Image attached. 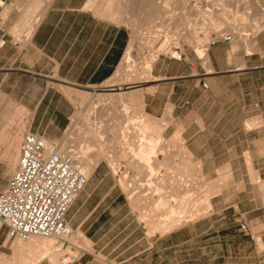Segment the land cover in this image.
Wrapping results in <instances>:
<instances>
[{"label":"crops","instance_id":"obj_1","mask_svg":"<svg viewBox=\"0 0 264 264\" xmlns=\"http://www.w3.org/2000/svg\"><path fill=\"white\" fill-rule=\"evenodd\" d=\"M186 1L179 2L182 9ZM237 2V7L245 10L260 7V0L246 4ZM151 3L156 7L155 1ZM39 5L40 1L35 6ZM6 6L0 16L8 19L21 5L19 0H11ZM144 6L147 10L149 1ZM205 9L203 22L208 20V9ZM122 14L127 11L118 10L115 0H49L39 22L23 41L11 38L9 30L12 31L14 25L0 17V39L5 40L0 47V191L8 184L18 162L21 136L37 133L54 145L69 124L74 111V94L81 102L88 95V92L75 90L128 80L124 75L133 67L129 52L131 33L125 25L113 21H118ZM145 14L147 20L155 18L150 13ZM153 14L157 17L156 12ZM251 16L249 29L257 31L248 44L233 40L227 33L221 35H230L229 42L219 39L220 35L209 43L207 36L198 39L186 34L190 30L185 16L164 19L162 24L171 22L176 30L185 28L180 38L196 48L186 50L184 55L192 62L194 74L184 61L157 55L169 49V43L164 41L156 53L149 52L141 59L138 69H131L133 80L143 75L150 77L146 82L151 84L142 91L122 94L140 100L143 115L171 129L168 138L179 133L191 156L201 164H205L202 160H219L218 164L210 165L213 171L206 173L225 169L233 179L248 175L247 159L259 176L264 175V24H260L258 13ZM242 17L246 19L245 15ZM135 22L133 20L134 26ZM256 23L259 26L254 28ZM166 29L168 27L163 28ZM159 33L145 27L136 37L150 48ZM164 33L168 36L167 31ZM247 46L255 50L249 52ZM20 110L24 113L23 130ZM92 110L94 108L88 110V115ZM127 126L137 124L132 122ZM90 133L88 128L81 127L75 134L78 137ZM141 134L137 135L140 140H133L135 135H129L128 141L142 143ZM177 140L174 137V141ZM83 169L78 170L90 174L91 171L83 172ZM176 172L171 170L172 174ZM224 183L219 199H210L211 214L155 235L143 232L135 243L123 244V247H120L121 242L117 243L109 252L106 251L108 244L99 242L100 246L94 251L103 259L87 253L73 264H264L262 184L245 183L240 190L233 183ZM87 184L76 196L68 215ZM189 217L186 220L194 219ZM176 218L173 216L170 222L179 223ZM241 224L246 226V231L240 229ZM104 237L85 236L93 240L94 246ZM129 238L131 233L123 239ZM3 247L0 234V258L10 257L12 252L5 254ZM21 260L25 261L14 255L9 259L10 264H19Z\"/></svg>","mask_w":264,"mask_h":264},{"label":"rangeland","instance_id":"obj_2","mask_svg":"<svg viewBox=\"0 0 264 264\" xmlns=\"http://www.w3.org/2000/svg\"><path fill=\"white\" fill-rule=\"evenodd\" d=\"M38 1L40 5L36 7ZM48 1L19 0L21 6L16 8L12 16L8 19L0 16L2 20H8L14 25V29L9 30V35L14 41H23L29 36L30 31L39 22ZM146 1H149L147 10L144 9ZM151 1H155L156 7ZM180 1L115 0L118 10L127 11V14H122L118 21L111 20L125 25L131 33L129 52L133 69H138L141 59L149 55V52L156 53L157 48L164 41L169 43V49L157 55H170L174 48H178L184 55L188 49L196 50L194 46L180 38L179 35L185 32V28L176 30L171 22L162 24L164 19L167 20L175 15L185 16V24L189 26L191 32L186 34L195 35L198 39L207 36L209 43L222 33H227L233 40H242L248 44L257 31L249 29L251 15L258 13L260 24H264V0H260L258 9L246 10L237 7V0H187L183 9L179 6ZM227 4L230 8L226 7ZM205 8L208 9L206 14L208 20L203 22ZM145 10V13H150L155 18L147 20ZM162 11L166 12L165 16ZM153 12H156L157 17ZM242 15H245L246 19H243ZM133 20H136L135 26ZM214 21L219 24L215 25ZM257 26L259 25L256 23L254 28ZM145 27L160 32L150 48L141 44L136 37V34ZM164 27L168 29L164 31ZM220 28L225 30H219ZM166 31L168 36L164 33ZM233 31L235 34H232ZM246 49L249 52L255 50L251 46H247ZM132 68L125 72L127 81L115 83L108 81L97 88H80L74 91L88 92V95L81 102L73 93L74 111L69 124L62 137L54 142L67 147L66 151H63L61 147L63 153L83 157L84 167H77V170L83 167V172L91 171L90 174H83L78 170L87 178L88 184L70 215L67 213L66 216L73 234L68 242L43 238H34L30 242H25L19 239H8L5 229L0 228L4 253L12 252V255L25 259L19 264H73L76 259L87 253L95 254L97 258L103 259L94 251L100 243L103 245V242H106L108 244L106 251L109 252L117 243H122L120 247H123V244L135 243L138 241L136 237H140L143 232H147L149 236L155 235L156 232L177 229L189 221L211 214L213 208L210 199L213 197H216L215 200L219 199L218 195L222 193L221 187L224 182L233 183L240 190L244 189L245 183L260 182L263 188L260 192L264 194V175L259 176L258 172L253 170L250 160H245L248 175L235 176L233 179V176L226 173L225 169H219L217 173H206L213 171L210 165L218 164L219 160H202L205 164H201L200 160L191 156L181 141L179 133H176L173 138H168L171 129H167L155 120L152 122L143 115L140 100L123 97V92L142 91L146 85L151 84L146 82L150 80V77L145 78L143 75L133 80L135 77H130L134 75ZM96 90L99 91L94 93ZM108 100L111 102L109 105ZM90 108L94 110L88 115ZM23 117L24 113L20 110L22 130L25 122ZM132 122L137 126L129 128L127 125ZM81 127L88 128L90 135L80 134L77 137L76 130L79 131ZM141 132L142 143L128 141L131 139L129 135H135L133 140H140L137 135ZM67 136L69 137L65 141ZM174 137L178 139V142L174 141ZM22 138L23 136L21 140ZM88 139L94 141H84ZM114 139L120 141L115 142ZM156 139L162 142H157ZM171 170L177 172L172 174ZM184 204L188 207L186 208ZM173 216L174 219L178 217L180 222L171 223ZM189 216L194 219L186 220L191 218ZM130 233L131 238L123 239ZM86 235L95 237L104 235L105 237L97 240L98 245L94 246L93 240L86 239ZM11 256L1 257L0 262L10 264ZM64 259H67V262L61 263Z\"/></svg>","mask_w":264,"mask_h":264},{"label":"built area","instance_id":"obj_3","mask_svg":"<svg viewBox=\"0 0 264 264\" xmlns=\"http://www.w3.org/2000/svg\"><path fill=\"white\" fill-rule=\"evenodd\" d=\"M9 1L0 0V12ZM219 39L229 42L231 36L221 35ZM4 44L5 40L0 39V47ZM173 50L169 57L184 61L194 74L192 62L178 48ZM86 182L58 144L50 148L44 136L26 133L14 172L0 191V228L5 229L8 239L42 237L68 242L72 230L66 216ZM240 229L247 230L244 224Z\"/></svg>","mask_w":264,"mask_h":264},{"label":"bare ground","instance_id":"obj_4","mask_svg":"<svg viewBox=\"0 0 264 264\" xmlns=\"http://www.w3.org/2000/svg\"><path fill=\"white\" fill-rule=\"evenodd\" d=\"M11 1V0H10ZM9 1V2H10ZM252 1H254V0H239V2L240 3H242V4H246V3H251ZM8 2V3H9ZM7 3V4H8ZM6 4V5H7ZM5 5V6H6ZM3 10V9H2ZM1 10V11H2ZM205 39H206V37H205ZM203 40V39H202ZM173 52V51H172ZM171 52V53H172ZM170 53V54H171ZM202 54V53H201ZM88 132V131H87ZM70 136V135H69ZM72 136V135H71ZM47 145H48V147H52V146H54V145H51L50 143H48V140H47ZM59 147H60V151H61V145H59ZM66 149H67V147L65 146V147H63V151H66ZM62 152V151H61ZM63 153V152H62ZM80 153V152H79ZM67 155H69V154H67ZM71 158H72V160H73V166H74V168L77 170V167H81V166H83L84 167V159H83V157H81L80 155L79 156H71V155H69ZM78 171V170H77ZM79 172V171H78ZM80 173V172H79ZM84 176V175H83ZM85 177V176H84ZM86 178V177H85ZM86 180H87V178H86ZM76 198V197H75ZM189 198V197H188ZM189 200V199H188ZM74 201H75V199H74ZM73 204V203H72ZM72 204H71V206H72ZM185 205V204H184ZM70 206V207H71ZM186 206V205H185ZM188 207V205L186 206V208ZM70 209V208H69ZM182 211V210H181ZM184 213V212H183ZM182 215V214H181ZM169 216V215H168ZM156 230V229H155ZM73 234V233H72ZM72 234H71V237H72ZM70 237V238H71ZM34 238H42V237H34ZM34 238H31L30 240H32V239H34ZM43 239H49V240H58V239H54V238H43ZM30 240H28V241H25V242H29ZM62 241V240H61ZM67 262V259H64V260H62V263H66Z\"/></svg>","mask_w":264,"mask_h":264}]
</instances>
